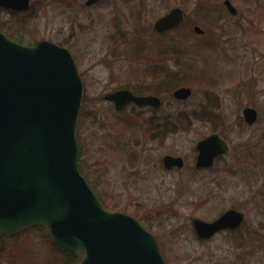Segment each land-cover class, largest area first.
Returning <instances> with one entry per match:
<instances>
[{
	"label": "rangeland",
	"instance_id": "1",
	"mask_svg": "<svg viewBox=\"0 0 264 264\" xmlns=\"http://www.w3.org/2000/svg\"><path fill=\"white\" fill-rule=\"evenodd\" d=\"M84 2L31 0L29 11L21 14L2 8L0 25L23 44L47 39L66 46L74 56L84 81L77 138L87 181L107 208L135 216L155 235L167 264H232L240 254L245 264H264V0H232L238 9L235 17L224 9L205 15L198 4L217 0ZM174 5L185 11L184 25L165 37L148 38L153 21ZM193 20L208 38L202 40L204 36L193 31ZM137 29L143 37L134 34ZM176 38L192 49L196 76L183 84L192 88L190 97L177 101L162 95L158 109L130 104L122 111L103 98L124 85L151 81V69L161 63L149 61L144 49L156 40ZM204 41H213L214 47H195ZM245 106L258 111L251 125L242 116ZM153 114V121L178 126L158 137L148 120ZM212 132L228 144L212 168L188 179L185 169L162 166L166 153L181 154L193 166L196 141ZM228 207L244 213V243L236 241L240 232L228 231L199 240L190 219L211 220ZM46 233V226L27 232L37 244L40 261L47 259V248L38 242ZM4 255L0 253V264L21 260L16 255L12 263Z\"/></svg>",
	"mask_w": 264,
	"mask_h": 264
},
{
	"label": "water",
	"instance_id": "2",
	"mask_svg": "<svg viewBox=\"0 0 264 264\" xmlns=\"http://www.w3.org/2000/svg\"><path fill=\"white\" fill-rule=\"evenodd\" d=\"M224 5L237 14L230 0ZM0 7L26 12L31 0H0ZM184 16L181 6H173L153 21V29L174 28ZM192 29L204 32L199 24ZM191 94L185 85L172 91L177 99ZM83 95L84 81L66 46L47 39L26 45L0 30V239L27 225L44 224L58 246L81 254L76 264H167L155 235L135 216L107 208L80 170L77 123ZM103 98L117 110L130 101L161 104L159 96L129 88ZM242 116L251 125L258 111L245 106ZM195 149V167H211L228 144L212 132L197 140ZM162 164L181 167L184 160L164 154ZM243 220L242 211L228 207L213 220L192 217L191 223L198 238L208 239Z\"/></svg>",
	"mask_w": 264,
	"mask_h": 264
},
{
	"label": "trees",
	"instance_id": "3",
	"mask_svg": "<svg viewBox=\"0 0 264 264\" xmlns=\"http://www.w3.org/2000/svg\"><path fill=\"white\" fill-rule=\"evenodd\" d=\"M199 6L201 7V10L204 11V14H212L214 11H218L217 13H221L223 10V5L221 1L217 0L215 4L211 3H198ZM2 8H0L1 10ZM12 13H20V11H15V10H10ZM21 14V13H20ZM185 21V20H184ZM183 23L176 27L173 30L178 29L179 27L184 25ZM196 23L195 20L190 22L191 24ZM3 27L0 25V30L4 31L2 29ZM6 33V32H5ZM170 33V32H169ZM207 33L206 30L204 34ZM134 34L137 36L140 35L141 33L138 32V29L134 31ZM149 37L152 38L153 35H156L154 31L149 32ZM203 34V36H204ZM12 39L22 42V39H19V37L8 35ZM202 36V35H201ZM210 39L216 40L217 37H211L208 35ZM141 37L143 35L141 34ZM208 37H203L202 40H205ZM173 39V38H172ZM181 39L176 38L175 41L169 40L168 43L160 42L156 40V45L153 44L152 42L149 43V45L146 46V50L144 49L145 56H147V59L149 61H154L160 62V66H156L155 68L151 69L150 72V77L151 81H149L147 84L144 85H133V86H128L124 85L123 87L131 88L133 92L135 93H145V92H153V93H161L165 95H170L171 96V91L178 87L181 84H186L191 80V76H196V71H195V65L191 64L190 62V57H191V46L184 47L181 44ZM158 44H163L162 46H158ZM201 45L199 43L194 44L195 47L201 46L200 49H210L214 47L213 41L208 43V42H201ZM153 47H155L159 52L157 53V50L153 53H149V51L153 50ZM141 48H139L140 50ZM148 49V50H147ZM141 52V51H139ZM197 52V50H196ZM154 54V55H152ZM146 59V60H147ZM172 60V63L169 61ZM149 63V62H148ZM157 64V63H156ZM149 68V67H148ZM147 68V69H148ZM195 68V69H194ZM146 69V70H147ZM195 73V74H194ZM180 114V113H179ZM193 115L197 117V112H193ZM154 119H157L156 117H148L149 124L152 125L153 129H156V136H161L163 135L167 130L173 131L175 127L178 126V124L170 121H153ZM177 121H180L182 123L183 121L181 118H176ZM185 119V118H184ZM161 133V134H160ZM153 135V134H152ZM155 135V134H154ZM153 135V136H154ZM79 167L81 172L83 173V165L81 164V160L79 159ZM85 176V174L83 173ZM86 177V176H85ZM263 185H264V180H263ZM92 188L95 190L94 186L91 184ZM98 198L105 204L103 198L100 196V194L95 190ZM113 209H117V207H111ZM41 228L45 227L44 224H31L30 226H26L24 228H20L14 232H11L5 236H3L0 239V253L5 252V259L8 261H11L12 263H15L13 258L16 255L21 256V260H18V264H76L80 258L81 254L79 253H73L70 252L60 246H58L53 239L51 238L49 233H46L43 235L41 238L40 244L45 246L48 250V254L46 255L47 259H44L43 261L39 260V252L37 251V245L35 242H32L33 238H30L27 236L28 229L31 228ZM241 226L237 227L235 229H232L230 233H236L240 232ZM239 237V238H237ZM32 239V240H31ZM236 241L240 244H243L245 241V237L243 236V233L240 232L239 236H236ZM3 256V253H2ZM244 255L240 254L236 256V259L233 261L232 264H245V259Z\"/></svg>",
	"mask_w": 264,
	"mask_h": 264
},
{
	"label": "flooded vegetation",
	"instance_id": "4",
	"mask_svg": "<svg viewBox=\"0 0 264 264\" xmlns=\"http://www.w3.org/2000/svg\"><path fill=\"white\" fill-rule=\"evenodd\" d=\"M98 1H102V0H98ZM97 1V2H98ZM231 2H232V0H230ZM233 4V3H232ZM93 5V4H92ZM222 5H223V9L228 13V14H230V15H232L229 11H228V9H227V7L224 5V0H222ZM234 5V4H233ZM91 6V5H90ZM174 6H178V5H174ZM235 6V5H234ZM236 7V6H235ZM237 14H238V9H237ZM237 14H235V15H232L233 17H235ZM184 19H185V16H184ZM184 19H183V21H184ZM183 21L179 24V25H177L176 27H178V26H180L182 23H183ZM176 27H174V28H170V29H166V30H164V31H155L154 29H153V24H152V29H153V31L158 35V36H166L167 34H169V32L171 31V30H173V29H175ZM204 32H205V29H204ZM204 32L202 33V34H198V35H203L204 34ZM164 42V41H163ZM165 43V42H164ZM181 85H183V84H181ZM181 85H179V86H181ZM178 86V87H179ZM186 86V85H185ZM119 88H127V87H119ZM177 88V87H176ZM130 89V88H129ZM175 89V88H174ZM173 89V90H174ZM132 90V89H131ZM172 90V91H173ZM133 91V90H132ZM172 91H171V96L170 95H165V94H161V93H153V92H145V93H142V94H155V95H157V96H159L160 97V99H161V104H160V106L159 107H154V106H152V105H144V106H146V107H151V108H153V109H158V108H160L161 106H162V104H163V100H162V98H161V96L162 95H165L166 97H173V99H175V100H177V101H183V100H185V99H177V98H175L173 95H172ZM135 93V92H134ZM136 94H140V93H136ZM107 101H109V100H107ZM109 102H112V101H109ZM113 103V102H112ZM130 104H133V105H135V106H139V105H136L135 103H133V102H127L125 105H124V107L123 108H121V109H118V111H122L123 109H125L128 105H130ZM113 105H114V103H113ZM180 114H182L181 112H179ZM150 117H156L154 114L153 115H150ZM221 135V134H220ZM222 136V135H221ZM204 137V136H203ZM202 138V137H201ZM200 139V138H199ZM198 139V140H199ZM195 147V146H194ZM166 154H168V153H166ZM172 155H175V156H182V158H183V160H184V164L181 166V167H176V166H174V167H172V168H169V169H167V168H165L164 166H163V164H162V166L166 169V170H183V169H185V173H186V176H187V178L189 179V178H191V176H193L196 172H199V171H202V170H205V169H209V168H212V166L222 157V155H219L218 157H216L215 158V160H214V163H213V165L211 166V167H199V168H196L195 167V158H196V155H197V151H196V149H195V157H194V162H193V166H188L187 164H186V161H185V158H184V156L183 155H181V154H172ZM161 163H162V157H161ZM187 169V170H186ZM227 209V208H226ZM225 210V209H224ZM223 210V211H224ZM223 211H221L218 215H220ZM243 213V212H242ZM244 214V213H243ZM217 215V216H218ZM216 216V217H217ZM193 217H195V216H193ZM216 217H214L213 219H215ZM245 218V217H244ZM202 219V218H201ZM213 219H211V220H213ZM190 221H191V219H190ZM243 222H244V220H243ZM243 222H242V224H243ZM192 224V223H191ZM241 224V225H242ZM240 225V226H241ZM240 226H237V227H240ZM193 227V226H192ZM237 227H234V228H226V229H222V230H219V231H217V233H219V232H225V231H228V232H230L232 229H235V228H237ZM194 230V229H193ZM217 233H215L214 235H216ZM213 235V236H214ZM212 236V237H213ZM212 237H210V238H212ZM198 238V237H197ZM210 238H208V239H210ZM199 240H208V239H200V238H198Z\"/></svg>",
	"mask_w": 264,
	"mask_h": 264
}]
</instances>
